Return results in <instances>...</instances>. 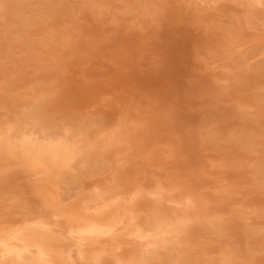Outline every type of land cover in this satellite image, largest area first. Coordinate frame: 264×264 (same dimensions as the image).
Listing matches in <instances>:
<instances>
[{
    "label": "rangeland",
    "instance_id": "obj_1",
    "mask_svg": "<svg viewBox=\"0 0 264 264\" xmlns=\"http://www.w3.org/2000/svg\"><path fill=\"white\" fill-rule=\"evenodd\" d=\"M23 3L26 16L37 14L28 25L0 5V125L39 99L57 127L84 129L93 141L113 142L103 144L105 149L96 144L101 168L94 173L80 166L56 177L60 202L70 205L100 189L128 197L143 190L133 203L142 209L136 218L141 222L156 197L172 209L177 204L168 197L195 196L225 227L220 235L194 229L185 264H209L208 257L210 264H264L263 5L248 0ZM13 164L0 163V226L44 214L51 222L58 218L52 228L60 230L64 218L53 217V207L43 206L37 192L44 184L37 178L43 176ZM113 242L104 240L101 264H117L114 256L135 246L133 236L120 249ZM228 249L234 253L224 259ZM166 257L165 263L151 258L143 264H181L179 257Z\"/></svg>",
    "mask_w": 264,
    "mask_h": 264
},
{
    "label": "bare ground",
    "instance_id": "obj_2",
    "mask_svg": "<svg viewBox=\"0 0 264 264\" xmlns=\"http://www.w3.org/2000/svg\"><path fill=\"white\" fill-rule=\"evenodd\" d=\"M248 2L255 7L257 4L264 7V0H248ZM0 5L4 6L5 10L9 9L11 14L17 17L23 25L30 24L32 17L37 15L34 13L36 12L35 7L29 9L34 14L26 16L27 7L24 8L23 0H0ZM255 10L257 11L256 8ZM32 100L27 102L29 108L26 110L27 112L23 111L25 113L19 114L13 120L1 123L0 163H4V166L7 164V168L10 167H8L9 163L10 165L14 163L18 167L33 170L32 173L36 175L41 174L43 177L37 178L44 182L37 187V192L41 195H39L41 203L43 206H52L53 217H63L64 220L60 230L52 228L54 225L58 226V218L55 222L53 220L51 222L50 217L43 216L44 214H39L35 219H24L16 225L0 226V264H101L107 250L106 247L109 245L106 242L107 246L105 244V247L104 240L114 241L112 247L120 249L130 236L134 237L135 246L127 253L116 254L114 262L117 264H143L151 258L164 260L165 263L167 254L168 257H173L172 250L175 251L173 258L179 257L180 263L185 264L190 260L188 247L192 238L190 239L189 235L194 229H213L212 231L219 232L218 235H220L221 230L225 227L222 218L219 215L209 214L210 212L205 211L207 208L203 207L204 210L197 198L191 195L183 197L185 198L183 201L168 197L167 200L175 202L177 206L172 209L166 206L163 208L159 198L156 197L160 195V190L155 189L153 194L156 195L157 200L153 201L150 212L141 222H138L136 218L142 209L139 210L133 203L143 190L139 192L134 189V193L130 192L132 195L128 197L123 193L114 192L111 188L100 189L93 191V194L87 197H79L78 202L68 204L69 206L62 204L55 194L58 189L56 177L63 173H70L74 169L78 171L80 166L88 168L89 172L93 171V173L98 167L101 168L100 161L96 156L94 157L98 139L93 141L90 137L88 138L89 131L86 132L84 129L70 130L57 127L55 121L52 122L50 117L44 115L39 99ZM30 122H33L30 124L32 128L28 127ZM245 123L247 125V122ZM108 141L109 139H105L106 143L103 144L108 146L110 142L113 143L112 140ZM98 144L101 147L99 149L104 147L100 141ZM246 144L248 143H244V145ZM242 147L244 148V146ZM11 162L13 163L11 164ZM261 170L256 171L260 174V180L263 178ZM253 236L255 233H251V237ZM64 239H68L70 242L58 243L59 240ZM115 241L119 244L115 245ZM161 250H165L167 253H162ZM223 253L224 259H229L234 251L228 249ZM205 261L209 264L212 263V259L209 257ZM194 263L201 264V262ZM213 263L215 264V262ZM243 263L249 264L246 261Z\"/></svg>",
    "mask_w": 264,
    "mask_h": 264
}]
</instances>
